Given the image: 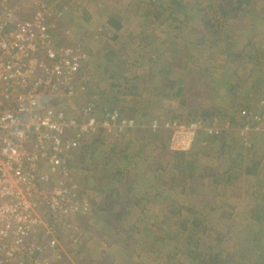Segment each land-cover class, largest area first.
Masks as SVG:
<instances>
[{"label":"rangeland","instance_id":"rangeland-1","mask_svg":"<svg viewBox=\"0 0 264 264\" xmlns=\"http://www.w3.org/2000/svg\"><path fill=\"white\" fill-rule=\"evenodd\" d=\"M40 1L56 25V41L84 37L90 55L85 93L50 104L72 115L87 101L95 102L100 117L114 112L107 109L119 101L115 112L136 126L95 132L100 152L85 156L89 169L75 171L82 178L85 213L58 227L43 257L50 264H264L263 203L230 188L224 175L212 181L213 163H221L220 149L226 157L233 139L195 149L196 137L184 153L170 150L166 139L177 123L197 115L233 127L234 115L264 98L259 94L264 66L246 65L256 50L264 51V0L241 6L235 0ZM57 24L66 27L61 37ZM68 27L74 32L68 34ZM222 75L227 77L223 89L236 95L230 121L210 104L212 94L223 90L213 78ZM239 127L245 130L242 123ZM232 146L238 153L234 141ZM181 160L185 170L179 169ZM108 210L116 212L112 228L101 216ZM131 231L136 244L123 248L118 233ZM140 234L146 242L137 245Z\"/></svg>","mask_w":264,"mask_h":264},{"label":"built area","instance_id":"built-area-1","mask_svg":"<svg viewBox=\"0 0 264 264\" xmlns=\"http://www.w3.org/2000/svg\"><path fill=\"white\" fill-rule=\"evenodd\" d=\"M47 8L40 0H0V264H50L43 255L56 230L86 210L71 165L82 140L99 128L136 127L115 111L97 117L95 102L72 115L50 104L85 93L89 55L78 42L56 41ZM242 114L245 130H264L263 112ZM203 128L219 134L198 119L177 123L168 148L188 150Z\"/></svg>","mask_w":264,"mask_h":264},{"label":"crops","instance_id":"crops-1","mask_svg":"<svg viewBox=\"0 0 264 264\" xmlns=\"http://www.w3.org/2000/svg\"><path fill=\"white\" fill-rule=\"evenodd\" d=\"M57 25H58L57 26L58 27V34L61 37L62 36L61 32H63V34H65L64 30L66 29V27L64 26L62 28L59 24H57ZM72 30H74V29H72V27L71 28L68 27L67 33L69 34L70 31L74 32ZM59 31H60V33H59ZM86 40L87 39L83 37V39L81 41L78 40V43L85 46ZM61 43H63V42H61ZM201 45H202V42H201ZM256 51L257 52L256 53L254 52L255 55L252 57V59H251V57H248V59H247L248 63H246V65H248V64L250 66H253L252 64L259 65V68H257V69H260V67L264 66V51L263 50H256ZM103 57L106 61L105 56H103ZM251 61H252V63H251ZM87 63H88V61H87ZM246 65L244 66L245 70H247ZM259 71L255 70V73L257 76H259ZM219 72H222V71H219ZM249 73H250L249 70L245 71V75H248ZM226 78H227L226 76L224 77V75H222V76L214 77L213 79L215 81V85H217L218 88H221L223 86H226V84H227ZM263 91H264V89H263ZM213 94H212V97L210 98L211 99L210 104H212V106L211 105L210 106L211 107L215 106L213 108H217L219 110L215 114H217V115L220 114V118L222 117V119L227 118L230 121V119L235 116V124L231 122V124H233V127H226L225 124L228 125V122L224 121L226 123L221 122L222 123V126H221L222 129H221V127L219 126L217 121L215 122V120L211 119V121L208 120L209 121L208 122L205 120L206 117L204 118V115H200V116L197 115L196 118H193L190 121L198 119L202 122V124L204 126L213 127L212 126L213 124L216 126H219V128H220L219 133L221 135V137H219V139H224V137H225L226 139L231 140V138H232L233 141L236 143V145H238V147H236V151L238 153H236L234 151V148L232 146V142H233L232 140L230 142V145L226 148V150H227L226 157L224 156L223 148L220 149L221 153L219 152L220 155H219L218 159H220V160H221V158H224V159L221 161V163L218 164L217 167H215V163H213L214 171L212 172V176H213L212 181L215 183L219 182L218 177L221 175H224L223 178L225 179V181H227V183L230 184V188H234L233 186H235V188L237 190L242 189V191L239 192L240 194H244L245 196H247L249 194V196L258 197L257 199L261 203H263V206H264V130L261 128L260 129L243 130L242 128L239 127L240 130L237 131L238 126L241 125V123L243 124V122H244L245 114L244 115L243 114H237V115L233 116V112L230 110L231 108L229 107V105L234 103L233 98H235L236 95L234 93L231 95V93H229V91H226L224 89L218 91L217 93H213ZM259 94L264 95V92L260 91ZM261 100L262 99L260 98L257 101V103L255 104V106H257L258 109L255 111H252V112H258V111L264 112V109L260 105ZM119 104L120 103L118 101L117 105L115 107L116 109H118L117 106ZM246 110L248 113L251 112L250 107H247ZM245 113H246V111H245ZM222 119H221V121H223ZM244 131L246 133L245 137L242 136L244 134L243 133ZM168 137H169V132H168V135L166 136V139H168ZM196 137H197V139L195 140V142H197V143L193 147L195 149H197V144L202 145V144L207 143L209 145V144L213 143V141L212 142L210 141V143L208 142L209 140L207 139L208 137H207V134H206L204 128L201 129L200 131H198V134ZM202 147L203 146H199L198 151L202 150L203 149ZM181 152L184 153L186 151H181ZM173 153H176V152H172L171 154H173ZM209 159H213V161H215L214 158H208L207 160L209 161ZM199 160H202V158H200ZM203 162H206L205 159H203Z\"/></svg>","mask_w":264,"mask_h":264},{"label":"trees","instance_id":"trees-1","mask_svg":"<svg viewBox=\"0 0 264 264\" xmlns=\"http://www.w3.org/2000/svg\"><path fill=\"white\" fill-rule=\"evenodd\" d=\"M236 1V3H237V5L239 4L240 6L241 5H246L247 3H248V1L249 0H235ZM174 1H172V3H173ZM175 3V2H174ZM238 5V6H239ZM177 6H178V4H177ZM160 8L162 7V6H159ZM226 13L227 12H224V15H226ZM109 22H110V24H111V26H115L116 28H119V24H115L114 23V21L112 20H110L109 19ZM216 40H218V39H216ZM222 89H223V87H221ZM179 92H180V89H178L177 90V93L176 94H179ZM180 95V94H179ZM99 106H100V108L102 109V108H108V107H106L105 105H101V104H98ZM251 113H252V111H255L256 109H258L255 105L253 106V105H251ZM263 108V107H262ZM264 109V108H263ZM106 110V109H105ZM107 110H113V111H119V109H116L115 107H110V108H108ZM258 112H263V111H258ZM264 113V112H263ZM204 118H205V116H204ZM206 121H208V120H210L211 121V119H208L207 117H206V119H205ZM209 122V121H208ZM207 139L209 140L208 142L210 143V141L212 142H214V141H216L217 139L219 140V137H221V135H220V133L219 134H207ZM218 137V138H217ZM95 141H96V139H94L93 137H91L90 139H86V140H82V142H81V147H79V150H80V148H81V150L78 152V154L74 157V159H73V161H72V163H71V165H72V167L75 169V171H76V168H78V169H80V171L81 170H87V169H89V163H88V160H86V155L87 154H89V155H91L92 153H94V152H100V149H97V146L98 145H96L95 144ZM111 147L113 148V145H111ZM111 152V151H110ZM177 153H175V155H176ZM180 161V160H179ZM182 161V160H181ZM91 163V162H90ZM185 163V162H184ZM184 163H183V161L180 163L179 162V169L180 170H185V168L186 167H183V165H184ZM87 175V174H86ZM89 176V175H88ZM90 177V176H89ZM76 178H77V180H80V179H82V178H79V176H76ZM87 179V176H85V180ZM126 180V179H125ZM83 181V180H82ZM81 181V182H82ZM124 181V180H123ZM79 183V182H78ZM124 183H122L121 182V185H123ZM147 192V191H146ZM144 193L146 196H147V193ZM137 201H141L139 198H137L136 200H135V203L137 204ZM113 213H116V212H114L113 210L112 211H110V210H108V211H105L104 212V214H102L101 216H103L104 217V222L106 223V225H107V227L108 228H112L114 225H113V223H112V218H111V215L113 214ZM81 215V214H80ZM80 215H78V216H80ZM123 217V216H122ZM121 217V218H122ZM139 229H138V227H137V225H134V231L136 232V231H138ZM133 234H134V232L133 231H131L130 233H128L127 234V232H126V234H124V233H122V232H119L118 233V237L120 236V242H121V245H123V248L126 246V247H130V246H132V244H136L135 242H134V238L132 237L133 236ZM140 236V237H139ZM138 236V238H136V239H139L138 241H139V243H137V245H142L143 243H145L146 241H145V237H143V236H141V234ZM155 242V241H154ZM197 262V261H196Z\"/></svg>","mask_w":264,"mask_h":264}]
</instances>
